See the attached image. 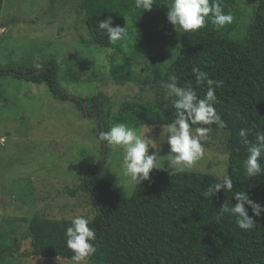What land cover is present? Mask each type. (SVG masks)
Instances as JSON below:
<instances>
[{
    "label": "trees",
    "instance_id": "16d2710c",
    "mask_svg": "<svg viewBox=\"0 0 264 264\" xmlns=\"http://www.w3.org/2000/svg\"><path fill=\"white\" fill-rule=\"evenodd\" d=\"M170 1L82 0L78 12L90 43L121 54L110 65L111 76L120 81L133 78L134 60L152 41L177 44L166 68L155 65L143 78L141 90L153 91L154 107L138 97V117L148 124L224 129L219 132L228 148L227 179L145 166L132 193L123 196L113 181L92 169L81 188L90 196L93 216L33 214L26 222L27 256L77 259L88 252L92 264H264V0H254L243 37L229 36L230 26L221 27L230 20L235 0H198L206 21L185 30L175 28ZM54 2L40 10L42 15ZM40 18L37 14L27 22ZM58 63L51 58L32 67L5 66L0 76L43 83L54 98L77 103L86 117L82 101L59 86ZM93 98L98 100L93 131L101 150L104 136L107 152L116 138L110 96L100 91ZM128 102L124 107H130ZM113 248L117 255L111 256ZM18 249L17 237L1 246L0 264Z\"/></svg>",
    "mask_w": 264,
    "mask_h": 264
},
{
    "label": "rangeland",
    "instance_id": "374dc122",
    "mask_svg": "<svg viewBox=\"0 0 264 264\" xmlns=\"http://www.w3.org/2000/svg\"><path fill=\"white\" fill-rule=\"evenodd\" d=\"M50 1L3 0L0 68L59 60V86L69 97L82 101L87 116L77 103L54 98L43 83L0 76V234L4 235L0 247L15 237L19 242L18 252L4 264H92L88 252L77 259L24 254L31 249L26 222L33 214L56 219L93 216L90 196L81 188L91 169L98 177L113 181L123 196L132 193L145 166L202 171L221 179L228 176L227 143L219 132L224 129L148 124L138 117L134 105L138 97L154 107L153 91L141 90L143 78L155 65L166 68L178 52L176 43L152 41L134 60L133 78L120 81L111 76L110 65L119 62L121 54L88 41L84 15L78 12L82 0H55L53 8L42 15L40 10L47 9ZM197 1H170L177 30L205 23ZM253 4L254 0H235L230 20L221 25L230 26L229 36L243 37ZM37 14L40 21L27 22ZM100 91L110 96L116 135L103 160L93 131L97 124V109L94 114L93 109L98 101L93 97ZM124 100L130 101V107H124ZM74 189L77 192L72 195ZM115 253L117 249H111L110 255Z\"/></svg>",
    "mask_w": 264,
    "mask_h": 264
},
{
    "label": "water",
    "instance_id": "95a60500",
    "mask_svg": "<svg viewBox=\"0 0 264 264\" xmlns=\"http://www.w3.org/2000/svg\"><path fill=\"white\" fill-rule=\"evenodd\" d=\"M70 97H74L76 98L77 100H79V98L73 96V95H70ZM96 112V110L94 109L93 111V114ZM100 117H101V123L103 124V112H102V107L100 106ZM102 132H104V127L102 125ZM106 155V141L104 140V136H103V149H102V160L104 159ZM92 170V169H91ZM88 176V175H87Z\"/></svg>",
    "mask_w": 264,
    "mask_h": 264
},
{
    "label": "flooded vegetation",
    "instance_id": "af4514ba",
    "mask_svg": "<svg viewBox=\"0 0 264 264\" xmlns=\"http://www.w3.org/2000/svg\"><path fill=\"white\" fill-rule=\"evenodd\" d=\"M95 105V104H94ZM84 108H85V106H84ZM95 109V108H94ZM94 109H93V111H94ZM100 109V108H99ZM96 110V109H95Z\"/></svg>",
    "mask_w": 264,
    "mask_h": 264
},
{
    "label": "clouds",
    "instance_id": "9594fccd",
    "mask_svg": "<svg viewBox=\"0 0 264 264\" xmlns=\"http://www.w3.org/2000/svg\"><path fill=\"white\" fill-rule=\"evenodd\" d=\"M80 100V99H79Z\"/></svg>",
    "mask_w": 264,
    "mask_h": 264
}]
</instances>
